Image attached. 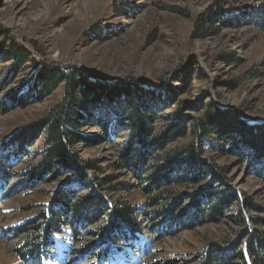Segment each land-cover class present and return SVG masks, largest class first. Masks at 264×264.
<instances>
[{"label":"rangeland","instance_id":"rangeland-1","mask_svg":"<svg viewBox=\"0 0 264 264\" xmlns=\"http://www.w3.org/2000/svg\"><path fill=\"white\" fill-rule=\"evenodd\" d=\"M217 2L245 19L220 26L217 35L193 40L196 20ZM261 12L264 0H0V30L29 56L26 66L0 97L6 111L0 114L1 163L13 136L41 119L63 96L61 85L50 96H31L21 106L10 105L4 98L20 88L22 94L30 93L29 79L43 65L79 70L92 82L108 85L102 87L105 90L121 88L118 83L140 87L148 99V110L155 114L156 131L172 117L189 121L198 117L206 97L238 116L264 123V21L254 25L260 17L253 16ZM3 39L0 36V44L5 43ZM9 58L5 53L1 76L9 72ZM168 87L173 94L167 93ZM123 104L121 98L102 101L95 110L86 112L78 127L75 153L80 160L94 161L98 166L99 171L89 173L92 178L112 177V184L136 185L125 171L110 168L118 160L120 148L115 147L124 145L128 133L111 131L105 135L95 123L100 117L115 121L112 112ZM42 147L40 140L25 157L9 162L11 179L4 189L9 196L0 195V264H24L15 253L22 237H14L13 229L32 218L35 207L46 205L59 191L85 190L77 177L65 172L59 180L47 178L27 189L20 186L22 170L35 164L34 155ZM254 157L248 153L244 163L230 155L215 165L222 169L226 185L243 192L256 207L246 214L264 220V167L263 161ZM214 185L224 188L222 182ZM117 197L144 209V196L138 190ZM227 215L207 225L199 220L189 224L186 231L159 240L146 231L142 237L149 244L144 253L140 257L131 253L116 264H192L196 253L211 245L221 249L223 239L241 235L232 214ZM254 229L264 232V225ZM68 234L66 230L56 237L57 259L49 257L41 264H62L63 253L71 246Z\"/></svg>","mask_w":264,"mask_h":264},{"label":"trees","instance_id":"trees-1","mask_svg":"<svg viewBox=\"0 0 264 264\" xmlns=\"http://www.w3.org/2000/svg\"><path fill=\"white\" fill-rule=\"evenodd\" d=\"M253 16L260 17L254 25L264 21V12ZM239 17L242 16L238 11L225 10L217 2L196 20L192 39L217 35L220 26L245 19ZM0 36L6 39L0 44V65L5 53L10 56L9 72L0 74L1 97L26 66L29 56L5 32L1 31ZM28 84L31 92L27 95L20 88L4 98L10 105L21 106L31 96H50L61 85L63 96L41 119L13 136L3 162L0 161V195L9 196L4 191L11 179L9 162L25 157L40 140L42 150L35 153V164L22 170L20 186L27 189L47 178L59 180L65 172L77 177L80 188L85 190L59 191L46 205L35 207L32 218L13 229L14 237H22L15 253L24 264L46 263L53 256L57 259L56 237L66 230L71 246L65 249L62 264H116L121 258L131 257V253L138 257L144 253L149 244L142 237L146 231L156 240L174 237L177 231L190 228L191 223H218L228 213L232 214L233 224L242 230L241 235L223 239L221 249L211 245L196 253L192 262L264 264V232L254 229L263 226L264 220L246 214L256 207L243 192L226 185L222 169L215 165L230 155L246 163L250 153L256 160L261 159L264 167V123L249 125L232 110L218 107L206 97L198 117L190 121L172 117L156 131L155 114L148 110V99L140 87L118 83L121 88L105 90V84L92 82L79 70L47 65L41 66ZM167 93L171 95L174 90L168 87ZM119 98L124 104L112 112L117 119L110 122L100 117L95 123L105 135L111 131L128 133L124 145L115 147L120 148L118 160L110 168L125 171L136 185L112 184V177L92 178L89 173L99 171L98 166L94 161L80 160L75 153L80 138L78 127L86 112L95 110L102 101L109 103ZM2 107L0 104L1 115L6 113ZM217 180L224 188L214 185L219 183ZM135 190L144 196V209H136L117 197Z\"/></svg>","mask_w":264,"mask_h":264},{"label":"water","instance_id":"water-1","mask_svg":"<svg viewBox=\"0 0 264 264\" xmlns=\"http://www.w3.org/2000/svg\"><path fill=\"white\" fill-rule=\"evenodd\" d=\"M141 83L145 84L144 82H141ZM221 108H225V107L222 106ZM240 117H241L246 123H248L249 125L260 124L259 122H256V121H254V120H249V119H247V118H243L241 115H240Z\"/></svg>","mask_w":264,"mask_h":264}]
</instances>
